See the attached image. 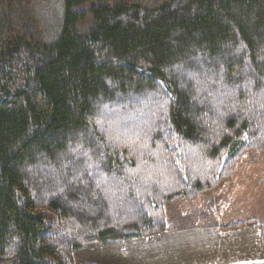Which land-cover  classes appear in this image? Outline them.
Instances as JSON below:
<instances>
[{
  "label": "trees",
  "instance_id": "1",
  "mask_svg": "<svg viewBox=\"0 0 264 264\" xmlns=\"http://www.w3.org/2000/svg\"><path fill=\"white\" fill-rule=\"evenodd\" d=\"M254 150L264 0H0V264L160 233Z\"/></svg>",
  "mask_w": 264,
  "mask_h": 264
},
{
  "label": "crops",
  "instance_id": "2",
  "mask_svg": "<svg viewBox=\"0 0 264 264\" xmlns=\"http://www.w3.org/2000/svg\"><path fill=\"white\" fill-rule=\"evenodd\" d=\"M224 182L196 199L180 198L164 204L166 226L162 232L111 245L123 246L125 253L136 250L144 255L151 253L147 264H243L262 257L264 228L258 221L222 227L245 220L240 216L239 206L234 207V213L221 214L226 203Z\"/></svg>",
  "mask_w": 264,
  "mask_h": 264
},
{
  "label": "rangeland",
  "instance_id": "3",
  "mask_svg": "<svg viewBox=\"0 0 264 264\" xmlns=\"http://www.w3.org/2000/svg\"><path fill=\"white\" fill-rule=\"evenodd\" d=\"M224 181L226 182H224L225 184L222 187L224 192H226V195H224L226 203L223 205L221 214L234 213V207L239 206V212L242 208L240 216L245 218V220L241 221H245V223L258 221L261 227L264 228V151L254 150L243 154L236 162L232 174ZM219 185L220 183L216 187ZM111 244L114 243L74 250V261L77 264H147L149 256H151V253L144 255L137 250L135 252L128 251V253H125L123 246ZM260 244L264 248L263 229ZM254 261L256 264H264V255L258 259L245 261L243 264H252ZM2 264L13 263L6 261Z\"/></svg>",
  "mask_w": 264,
  "mask_h": 264
}]
</instances>
